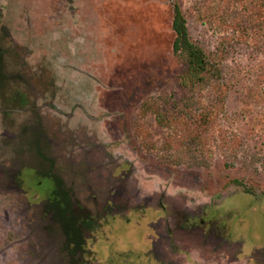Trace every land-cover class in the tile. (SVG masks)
<instances>
[{"label":"rangeland","instance_id":"obj_1","mask_svg":"<svg viewBox=\"0 0 264 264\" xmlns=\"http://www.w3.org/2000/svg\"><path fill=\"white\" fill-rule=\"evenodd\" d=\"M56 178L91 264H264V0H0V264H67Z\"/></svg>","mask_w":264,"mask_h":264},{"label":"trees","instance_id":"obj_2","mask_svg":"<svg viewBox=\"0 0 264 264\" xmlns=\"http://www.w3.org/2000/svg\"><path fill=\"white\" fill-rule=\"evenodd\" d=\"M171 29L174 33L172 51L178 57L184 58L187 63L185 79L188 84L195 85L202 82L206 74L217 71L208 62L203 49L191 41L185 19L177 3L173 5ZM213 89L217 93L222 91L219 85H214ZM67 195L62 187V181L56 178L50 198L41 204L42 213L50 216L55 225L53 231H58L64 238L62 246L64 254L61 255L64 261L67 264H91L84 256L86 254L84 245L88 229L94 226L93 218L87 216L83 206L70 201Z\"/></svg>","mask_w":264,"mask_h":264}]
</instances>
